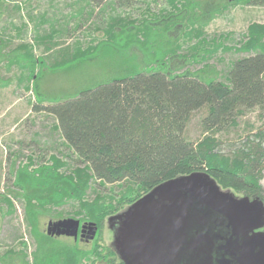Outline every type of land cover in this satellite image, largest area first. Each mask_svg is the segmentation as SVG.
<instances>
[{
	"label": "trees",
	"instance_id": "16d2710c",
	"mask_svg": "<svg viewBox=\"0 0 264 264\" xmlns=\"http://www.w3.org/2000/svg\"><path fill=\"white\" fill-rule=\"evenodd\" d=\"M244 1L264 5V0ZM166 2L168 7L158 13L151 12L147 4L139 17L109 14L100 35L91 34L83 43L76 40L71 49L64 47L59 59L51 62L33 52V40L45 49L51 48L55 45L54 28L36 33L32 42L20 41L10 46L11 38L20 35L26 24L13 20L8 27L0 24V67L16 65L24 70L19 76L23 79L31 80L38 64L54 69L74 64L106 40L125 46L136 44L149 56L143 67L136 65L129 73L80 89L70 98L42 105L44 96L35 92L32 108L54 116V127L71 148L75 163L68 166L62 157L51 153L37 161L29 156L22 164L11 167L13 178L8 192L0 193V207L4 203L3 211L12 212L13 198L22 200L23 219L35 248L28 259L26 241L20 238L15 247L0 249V264H96L98 260L110 264L112 250L100 235L107 216L161 181L192 171L208 172L222 188L262 196L258 179L264 147L258 140L244 142L225 153L219 151L220 140L213 134H204L194 141L185 136V127L191 113L203 106L207 112L201 124L206 130L233 122L244 109H264V23L247 25L234 47L243 54L233 58L223 78H219L220 71L205 60L218 48L229 50L230 46L215 38L209 42L201 28L194 25L196 19L207 18L202 5L195 6L196 0ZM12 6L19 8L17 3ZM8 7L7 0H0V20ZM215 9L218 10L216 5L211 6L212 12ZM171 15L180 19V32L173 39L162 41L158 35L173 27L176 19L164 20L159 28L152 23ZM6 29L9 32L4 34ZM217 37L224 38L225 34ZM183 45L186 52L181 55L177 50ZM199 52L204 53L198 55ZM173 55L199 58L202 66L173 70ZM105 184L116 187L112 188L115 202L98 192L87 197L90 187ZM66 202L76 204L67 215L98 225L99 235L90 248L58 245L57 237L40 229V216L63 215L56 208Z\"/></svg>",
	"mask_w": 264,
	"mask_h": 264
},
{
	"label": "rangeland",
	"instance_id": "374dc122",
	"mask_svg": "<svg viewBox=\"0 0 264 264\" xmlns=\"http://www.w3.org/2000/svg\"><path fill=\"white\" fill-rule=\"evenodd\" d=\"M9 5L6 12L2 14L3 19L0 24L9 26V21L19 23L24 21L20 35L11 38L10 46L23 41L32 42L36 33H46L54 28L53 39L55 45L45 49L43 44L35 43L33 40V52L36 55L46 56V60L51 62L54 58L60 57V50L68 46L69 49L75 41L84 42L91 34L100 35L104 21L108 20L109 14L118 12L120 15L140 16V12L148 4L153 13H158L162 7H168L166 0H7ZM17 3L19 8H14L12 4ZM84 9L80 11V5ZM195 6L202 5V11L207 18L196 19L195 26L203 31L204 37L210 42L212 38L220 41L222 45L230 46L229 50L218 48L205 61L214 65L221 73L219 78H223L229 62L243 53L235 51L234 47L250 22L264 23V5L246 3L238 0L229 3L228 0H196ZM216 5L217 9L211 11V6ZM80 11V12H79ZM123 11V12H122ZM175 18L170 16L161 21L154 22L158 28L163 26L164 20ZM105 19V20H104ZM173 20L176 24L166 33L158 36L160 39H173L181 27L180 19ZM9 30H4L7 34ZM221 34L225 37H217ZM180 36V35H179ZM217 37V38H216ZM185 45L177 53L184 54ZM204 52H199L198 55ZM148 55L140 46L130 44L125 46L113 40H106L105 43L97 46L89 56L71 65H60L51 68L47 64H38L34 67V76L31 80L19 78L24 70L12 65L8 69L0 67V193L8 192L13 174L11 167H16L32 156L35 161L48 158L51 153L62 157L68 166L75 163V155L71 148L67 146L61 138L59 131L55 129V118L46 110H35L32 104L35 103L36 93L43 95L42 105L48 102H56L74 96L78 90L109 80L113 77L124 75L130 69L138 65L143 67L148 60ZM171 67L173 70L181 71L184 68L195 69L202 66L200 59L192 60V57L173 55ZM204 62V61H203ZM207 112L203 106L191 113L186 123L185 136L191 140H197L204 134H213L220 140L219 151L231 153V151L243 145L244 142L252 143L259 141L264 147V109L259 106L244 109L238 113L235 120L229 124L221 126L219 129H204L201 118ZM247 139H250L248 141ZM264 161V160H263ZM262 187L264 203V163L261 166L258 179ZM112 188L114 184L94 185L87 190V197L92 198L96 192L105 195L106 200L115 202V194ZM231 189V188H224ZM232 190V189H231ZM238 193V192H237ZM14 210L4 212V203L0 207V249L8 246H16L21 238L26 241L28 259H31L35 248V242L28 230V225L23 219L22 200L13 198ZM76 206L73 202H66L56 208L63 215L54 216L43 214L40 216V229L45 231L47 221L58 218L72 216V209ZM126 204H123L125 207ZM122 207V208H123ZM121 210L117 209L115 211ZM107 218L104 220L100 235L104 244H108L112 237L109 232ZM111 229V228H110ZM78 241L74 243L71 237L58 235V245L77 244L78 246L90 248L94 240ZM92 259V256L88 259ZM86 262L83 261L82 264ZM97 264H104L100 260Z\"/></svg>",
	"mask_w": 264,
	"mask_h": 264
},
{
	"label": "water",
	"instance_id": "95a60500",
	"mask_svg": "<svg viewBox=\"0 0 264 264\" xmlns=\"http://www.w3.org/2000/svg\"><path fill=\"white\" fill-rule=\"evenodd\" d=\"M165 195L170 196L172 202H161ZM196 207L220 212L235 229H254L264 225V203L260 197L235 196L230 190L222 189L208 172L196 170L161 181L120 213L108 216V220L120 219L114 238L118 253L121 257L126 252L148 256V249L155 243L157 233L170 230L172 222L182 230L184 215ZM78 225L77 217L49 219L46 232L75 235ZM81 227L87 228L88 236L92 237L97 225L87 220ZM241 248L240 264H264V231L248 234Z\"/></svg>",
	"mask_w": 264,
	"mask_h": 264
},
{
	"label": "flooded vegetation",
	"instance_id": "af4514ba",
	"mask_svg": "<svg viewBox=\"0 0 264 264\" xmlns=\"http://www.w3.org/2000/svg\"><path fill=\"white\" fill-rule=\"evenodd\" d=\"M228 190L238 197L248 196L249 199L256 197L255 195L249 196L242 192L237 193L234 190ZM134 200L128 202L121 210L114 211L111 214L120 213ZM161 202H172V199H170V196L165 195ZM108 216L107 221L111 228H109V232L114 236L110 238L111 241L107 244L112 250L110 264H240L242 257L241 245L247 235L258 230L264 231V225L254 229H235L226 216L220 212L209 208L196 207L191 208L184 215L182 230H178L172 222L169 224L171 231L165 229L164 232L159 231L157 233L155 243L150 245L148 249V256L126 252L121 257L114 244L120 219L108 220ZM85 221L87 220L79 219L75 235L49 234L46 229L45 232L55 237H58V235L71 237L74 242H87L95 238L98 225L96 224L95 234L89 237L87 228L82 229L81 227ZM101 262L107 264L105 261Z\"/></svg>",
	"mask_w": 264,
	"mask_h": 264
}]
</instances>
